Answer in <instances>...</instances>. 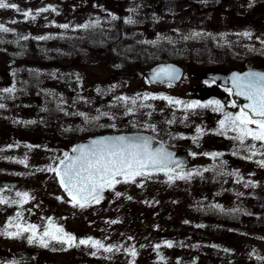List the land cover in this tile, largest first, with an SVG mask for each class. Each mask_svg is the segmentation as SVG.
I'll return each instance as SVG.
<instances>
[{
	"label": "rangeland",
	"instance_id": "obj_1",
	"mask_svg": "<svg viewBox=\"0 0 264 264\" xmlns=\"http://www.w3.org/2000/svg\"><path fill=\"white\" fill-rule=\"evenodd\" d=\"M5 2L17 8L0 9V25L9 29L0 36L10 41L1 49L0 84L9 86H0V100H10L13 109V104L23 102L28 111H36L39 99L50 102L41 114L46 141L39 147L56 145L54 163L67 146L85 135L104 127L129 128V118H122V127L113 120L120 97L126 98L122 117L132 112L133 100L143 106L158 102L143 99L145 95L160 97L158 93L129 91L140 84L128 75L134 69L168 60L186 64L208 60L229 69L264 68V0ZM128 19L133 23H125ZM118 64L127 74L122 87L112 76ZM8 88L13 91H4ZM103 105L111 109L112 125L85 129L89 123L101 122ZM240 149L247 148L240 143ZM247 155L237 157L247 160ZM206 160L169 172L173 177L193 173L188 179L169 180L164 172L129 183L118 178L122 182L114 190L119 195L110 199L105 212L123 222L116 227L117 231L122 227L121 243L130 249L150 245L154 251L149 260L155 264L162 263L164 254L170 264H264V167L260 172L251 168L255 183L227 185L230 177L222 176V183L214 186L212 173L196 174L204 166L210 169L213 162ZM122 259L133 264L129 256Z\"/></svg>",
	"mask_w": 264,
	"mask_h": 264
},
{
	"label": "flooded vegetation",
	"instance_id": "obj_2",
	"mask_svg": "<svg viewBox=\"0 0 264 264\" xmlns=\"http://www.w3.org/2000/svg\"><path fill=\"white\" fill-rule=\"evenodd\" d=\"M9 43L7 36H0V55L2 54L1 49ZM176 63L183 70L179 82H168L162 86L152 85L146 76L149 66L144 70L134 69L133 74L130 72L128 75L135 76L140 84L127 88L131 92L146 89L148 92L152 91L160 96L182 101V104H169L163 99H158V102L149 104V106L131 102L132 112L122 117L121 113L126 105H123V100L120 99L115 105L113 120L115 125L122 127V118H129L127 120L129 128L123 130L122 128L104 127L103 131L99 130V132L85 135L67 146L56 163L53 162L56 160V147H54L56 145L39 147L46 141V134L42 133L41 114L43 115L44 108L50 102L45 101L44 103L42 99H39L36 111L35 109L28 111L26 105L22 106L23 102L13 104V109L12 104H9L10 100H0V104L3 105L0 107V126L3 127V131H0V198L6 201L0 204V264H127L126 261H122L124 256L131 257L133 264H155L154 261L151 263L149 260L154 251L150 245H142L141 248L133 245L130 249V245L121 243L122 227L118 231L116 228L118 225L122 226L123 222L111 219L110 215L106 216L105 211L112 202L110 199H116L119 191L106 188L99 203L93 201L84 208L74 207L67 192L61 187L56 173L48 170L57 168L60 160L72 146L91 136L124 132L145 133L161 142L166 148L185 152L190 156L188 165L174 170L186 168L195 162L205 164L208 162L206 159H210L213 162L209 166L210 169L203 165V168L198 169V173H212L214 182H211L214 186L222 183V176L230 177V179L227 178V185L230 182L239 186L255 183L256 180L252 178L253 176L251 177V168L256 167L260 172L262 166L252 159L251 149L247 144L255 143L257 152L255 157H258L259 161H264V149H260V142H253L251 138H248L244 142L247 149L241 150L239 140L233 139L237 133L229 130L227 124L223 129L220 126V121L225 118V114L236 115L241 110L240 103L233 98L231 88L227 85L228 80L224 77L232 70L242 69L213 65L208 60L203 64H197L199 63L197 61L189 64ZM113 73L115 74L112 76L119 82H116L117 87L119 85L122 87V78L126 74L122 66L118 64L117 67L116 65ZM214 74L218 76L213 77ZM3 76L6 77L8 74L3 73ZM0 86L7 88L9 85L3 83ZM86 91L90 94L89 90ZM4 97L7 96L4 95ZM210 100L219 101L223 106V111H214L212 107L185 108V105L192 102L206 104ZM104 105L101 122L97 125L84 123L85 129H94L103 123L112 125V119L108 115L111 109L105 108ZM18 106L21 107L20 110ZM18 113H21L22 117ZM86 118L90 119L89 116ZM249 127L255 128V125ZM197 128L201 129L198 138ZM57 129L58 127H55L56 131ZM41 137L44 141H40ZM213 153L217 155L213 157ZM241 154H249L248 159L237 157ZM205 169L208 170L205 171ZM18 192L28 193L27 203L22 205L14 203L21 199L16 195ZM17 213H20L19 217ZM10 221L11 224H9ZM49 221L55 227L62 228L65 233L74 236L77 243L81 239L91 238L99 240L105 247H111L112 251L105 252L103 248L97 250L84 245L70 247L54 241H49V246L45 248L35 240L30 244L27 239L30 233H24L19 237L5 234L16 232V224L22 227L29 224L36 225L39 234L48 226ZM113 221L115 223H112ZM107 224L110 227L112 224L115 231L112 227L106 228ZM161 264H170L165 254Z\"/></svg>",
	"mask_w": 264,
	"mask_h": 264
},
{
	"label": "snow or ice",
	"instance_id": "obj_3",
	"mask_svg": "<svg viewBox=\"0 0 264 264\" xmlns=\"http://www.w3.org/2000/svg\"><path fill=\"white\" fill-rule=\"evenodd\" d=\"M6 8L16 9L17 6L6 3L5 0H0V9ZM47 10L45 8L40 11ZM23 15L28 17L30 13L25 11ZM32 18L35 19V16ZM113 19H116V17L113 16ZM125 23H133V21L128 19ZM60 27L67 28L68 25H61ZM83 27H88V25H84ZM8 31L9 29L7 27L0 25V32L7 33ZM242 35L250 36L249 33H243ZM38 39H48V37H39ZM177 76L178 74L174 69L162 68L153 75L152 79L161 81L167 79L171 82ZM232 80L233 86L236 89L235 94L244 96L249 103L245 104L236 115H232L231 113L225 114V118L220 121V126L223 129L227 124L229 130L237 133L233 139L239 140L241 144H244L246 139L251 138L253 142L259 141L261 147H264V74L255 72H249L243 76L234 74ZM4 91L12 92L13 89L8 88ZM119 99L126 100L125 97H120ZM143 99H163L167 100L169 104L176 105L183 103L182 101L173 100L166 96L156 97L145 95ZM135 102V100L132 101L133 104ZM0 107H3V105L0 104ZM208 107H212L214 111H223V106L216 100H210L206 104L192 102L185 105L186 109ZM96 119H99V117H96ZM250 125H255V128L249 127ZM196 132L198 138L201 129L197 128ZM255 149L256 144L253 143L251 146V155L253 156L257 154ZM73 152L78 153V155L68 157L65 154V159L69 163L65 164L64 160L60 161L63 168H49L48 170L56 173L61 187L67 192L74 207L79 206L80 208H84L93 201L99 203L103 198L102 193L106 188H114L116 184L122 182L118 179L120 177H123L124 183H129L135 181L136 177L149 176L152 170H163L166 176H169L170 171H174V169L169 168V164L175 163L172 161L171 154L164 152L160 148L150 150L149 141L144 137L128 138L119 136L93 140L90 146L74 148ZM212 155L215 157L217 154L213 153ZM257 163L264 167V161H257ZM207 170L205 169V171ZM192 175L193 173L191 172L177 174L175 177L169 176V180L188 179ZM233 175L236 174L233 173ZM16 195L21 199L14 203H20L21 205L27 203L29 199L28 193L18 192ZM5 202V200L0 198V204ZM214 207L218 206L214 205ZM17 216L19 217L20 213H17ZM112 223H115V221ZM9 224H11V221ZM15 227L17 228L16 232H6L5 234L19 237L24 233H30L27 237L28 242L31 244L34 240L38 241L39 245L45 248L49 246V241H54L56 243L67 244L70 247L84 245L91 246L97 250L103 248L105 252L112 251L111 247H105L99 240L91 238L81 239L77 243L74 236L65 233L62 228L55 227L51 221H49L44 231L39 234L37 233L36 225L29 224L22 227L20 224H16ZM167 246L171 247L172 245L168 243Z\"/></svg>",
	"mask_w": 264,
	"mask_h": 264
},
{
	"label": "water",
	"instance_id": "obj_4",
	"mask_svg": "<svg viewBox=\"0 0 264 264\" xmlns=\"http://www.w3.org/2000/svg\"><path fill=\"white\" fill-rule=\"evenodd\" d=\"M162 68H171V69H174L176 71V73L178 74L177 78L175 80H172L171 82L177 83L181 79L183 70H182V68L180 66H178L177 64H175L173 62H159V63H156L153 66H151L149 68L147 74H146L149 82L152 85L160 86V85H162V84H164L166 82H169L167 79H164L163 81H161V80H153L152 79L153 75L159 69H162ZM249 72H255V73L264 74V69L246 68V69L241 70V71L232 70V71L229 72V74L226 77H224V78H226L228 80L227 85L230 86V88H231L233 98L238 103H240V105H241L242 108H243V106L245 104L249 103V101L246 100L244 98V96L236 95L235 94L236 89L233 86L232 77H233L234 74L235 75H238V76H243V75H245L246 73H249ZM215 75L218 76L217 74H214L212 76L214 77ZM245 111H247V110H245ZM119 136H124V137H128V138H135V137H144V138H147V140L149 141V144H150V150H155L157 148H160L164 152H167V153H170L171 154L172 161H174L175 163L169 164V168L170 169H174V168H177V167H180V166H184V165H186V164H188L190 162V157L185 152H178L177 150H173V149L166 148L161 142L155 140L152 136L147 135L145 133L103 134V135H97V136L89 137L86 140H83L81 142L76 143L68 151L67 156L68 157H75V156H77L78 153L73 152V149L74 148H79L80 146H85V147L90 146L91 145V142L93 140H99V139H105V138H114V137H119ZM43 139H44L43 137L40 138V140H43ZM61 160H64L65 161V164L69 163V161L67 159H65V157H63ZM57 167L63 168V165H61L60 162H59V164H58ZM154 171H163V170H152L151 172H154Z\"/></svg>",
	"mask_w": 264,
	"mask_h": 264
}]
</instances>
